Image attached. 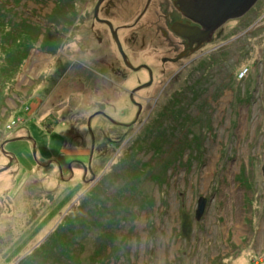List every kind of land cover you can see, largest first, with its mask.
<instances>
[{
	"label": "rangeland",
	"instance_id": "obj_1",
	"mask_svg": "<svg viewBox=\"0 0 264 264\" xmlns=\"http://www.w3.org/2000/svg\"><path fill=\"white\" fill-rule=\"evenodd\" d=\"M60 1L18 0L19 6L11 13L15 22L11 40L6 41L3 31L8 25L1 31L0 169L9 164L3 150L12 154V165L0 173V241L5 239L0 264H13L31 246L35 254L26 264L34 258L35 264H264V0L247 12L252 20L245 22L241 36L212 51L209 67L191 80L201 82L205 93L181 94L183 107L169 117L174 120L169 126L152 127L149 135L144 134L148 126L131 128L121 141V152H116L117 146L111 148L97 164L99 175L93 181L84 179L86 153L63 156V162L72 164V177L70 169L60 176L57 168L35 165L36 157L45 160L66 152L65 133L68 140L71 136L61 124L50 132L32 119L29 96L34 92L43 99L37 105L40 117L54 109L45 102L48 92L41 89L43 81L29 88L28 79L22 80L23 70L31 74L26 59L37 52L36 40L41 35L34 39L21 31L25 21L35 18L43 26L50 24L52 19L47 21L46 14L60 7ZM232 26L226 25L229 32L224 39L234 35ZM11 49L15 66L23 61L20 72L12 73V62L7 60ZM244 68L249 72L243 77ZM53 72L51 65L44 74ZM18 80H22L21 93H30L21 94L23 103L16 107L11 98ZM60 89L54 84L52 91ZM116 99L95 96L92 106L81 109L82 118L113 102L127 109L107 108L110 115L132 118V106ZM61 107L58 116L65 105ZM161 112L154 111L150 119ZM103 119L95 118L99 140L105 132L109 134ZM74 130L88 134L85 126ZM77 144L89 146L69 142ZM98 176L101 179L96 183ZM201 197L207 200L206 209L198 220ZM183 210L193 222L189 240L181 234ZM28 211L35 212L34 221L28 222ZM29 231L33 237L27 240ZM10 237H14L11 244ZM56 246L57 251L53 250Z\"/></svg>",
	"mask_w": 264,
	"mask_h": 264
},
{
	"label": "flooded vegetation",
	"instance_id": "obj_2",
	"mask_svg": "<svg viewBox=\"0 0 264 264\" xmlns=\"http://www.w3.org/2000/svg\"><path fill=\"white\" fill-rule=\"evenodd\" d=\"M180 1L77 0L73 7H53L46 14L47 21L54 20H50V24L44 23L43 26V22L32 19V23L35 22L41 28L39 37L42 35V39L36 40L37 52L33 56L29 54L26 59V70L31 74L25 75L23 70L22 80L28 79L29 88H34L43 81L41 89L48 92L45 102L54 112L40 117L37 105L43 99L35 92L33 96H29V110L32 119L45 126L48 131L52 132L54 127L61 124L71 136L68 140L65 133L66 152L45 160L36 157V166L57 168L60 176L70 169L72 177V164L63 162V156L66 153H86L88 160L82 164L84 179L96 180L99 175L97 164L108 157L111 148L117 146L116 152H121V141L126 140L131 128L148 126L149 128H144V134L149 135L153 132L152 127L169 126L174 122L169 117L182 107L179 99L181 94L205 93V89L201 90V82L196 84V81L191 80L201 74L199 71L209 67L207 61L211 59L212 51H217L241 36L245 22L252 20L251 16H247L251 10L245 16L231 19L211 31L209 25L187 15L181 9ZM228 24H233L230 30L234 35L226 40L224 38L229 32L226 28ZM57 28L59 30L55 32L54 29ZM22 63L23 61L18 62L19 72L23 69ZM51 65L54 72L51 76H46L44 72ZM22 80H18L16 92L11 95L16 107L23 103L21 94L25 96L30 93H21L23 85L20 88L18 86ZM54 84L61 86L58 92L52 91ZM98 95L116 96L118 103L121 99L124 100L125 104L132 106L134 116L124 119L110 115L107 108H120L122 111L127 109L113 102L112 106L103 105L83 119L81 109L93 104L94 97ZM106 102L111 103L109 98H106ZM64 105L58 116V107ZM154 111L162 112L155 119H150ZM170 111L171 115L168 116L167 112ZM97 116L103 117L109 127V134L105 132L102 140H99L94 129ZM77 126H85L88 134L80 135L75 132L74 128ZM71 140L89 143V146H70ZM34 149L36 150L35 141ZM4 155L8 159L9 155L12 156L9 152ZM1 197L0 194V200ZM89 210L92 209L87 208L88 212ZM28 215V222L35 220V212L28 211ZM29 233L30 231L27 240L33 237ZM74 235L75 232H72V236ZM13 239L14 237L9 238L10 244ZM3 243L4 238L1 239L0 246ZM34 251L35 247L31 246L18 258V263L17 259L13 264H26ZM27 264H31V261Z\"/></svg>",
	"mask_w": 264,
	"mask_h": 264
},
{
	"label": "water",
	"instance_id": "obj_3",
	"mask_svg": "<svg viewBox=\"0 0 264 264\" xmlns=\"http://www.w3.org/2000/svg\"><path fill=\"white\" fill-rule=\"evenodd\" d=\"M259 0H181V9L196 21L209 25L211 31L224 25L227 21L240 18L249 12ZM42 39V35L41 38ZM4 143L1 147L3 148ZM3 153L6 154L3 150ZM36 157V150L34 149ZM12 165V156L9 155V164L0 169L7 170ZM206 198L201 197L198 201L196 219H200L206 209ZM193 230V222L189 213H182V237L189 240Z\"/></svg>",
	"mask_w": 264,
	"mask_h": 264
},
{
	"label": "trees",
	"instance_id": "obj_4",
	"mask_svg": "<svg viewBox=\"0 0 264 264\" xmlns=\"http://www.w3.org/2000/svg\"><path fill=\"white\" fill-rule=\"evenodd\" d=\"M34 1H38V0H34ZM63 1H64V3H63ZM39 2H42V0H39ZM76 2H77V0H69V3H67V0H61L60 1V7L61 6H75L76 5ZM19 3L20 2H18V0L17 1H15V0H0V36H1V31H2V27H4L5 25L7 26V28L5 29V30H3V31H6V33H5V35H7L6 37H5V39H6V41L8 42V41H10L11 40V38H12V36H13V30H14V25H15V22H13V20L11 19V13L13 12V10H14V8H15V6L17 7V6H19ZM56 7H59V6H56ZM52 21H54V20H52ZM23 25L25 26V29H23L21 32H23V34H25V33H27V32H29V33H31L32 34V36H33V38L34 39H37L38 38V35H39V29L37 28V24L36 23H32V22H28V21H25L24 23H23ZM20 32V34H22ZM17 34V33H16ZM27 36V35H26ZM26 39V38H25ZM28 40H30V39H28ZM27 40H25V42H26ZM35 41V40H34ZM23 48H25V49H27V45L26 44H24L23 46H22ZM9 56H8V61H11L12 62V64H11V70H12V73L13 72H15L16 71V69H17V67L15 66V62L13 61V57H12V49L11 50H9ZM17 53H18V50L16 49V47H15V59H16V55H17ZM10 70V71H11ZM205 88H203L202 89V91L204 90ZM191 94H195V93H191ZM190 99V97L186 100V101H188ZM180 103H181V105H182V107H183V101H180ZM181 107V108H182ZM180 108V109H181ZM177 111H179V110H177ZM175 113V112H174ZM50 128V127H49ZM166 129V128H165ZM164 129V130H165ZM164 130L162 131V132H160V138L161 137H163L164 135H163V132H164ZM154 135H156V133H154L153 134V137H154ZM158 149H160V150H162L161 148H158ZM156 151H157V149H155ZM138 161V160H137ZM133 169H134V167H133ZM119 169H118V167L115 169V171H118ZM109 178H113V176H108ZM76 228V227H75ZM75 230V229H74ZM50 239L51 238H48V242L47 243H49V241H50ZM40 246H43V244H41ZM59 246V245H58ZM55 248H56V251H57V246L56 247H54L53 248V250H55ZM44 252V251H43ZM34 254H35V251H34ZM43 255H41V257H42ZM42 260V259H41ZM31 264H35V258H34V260L31 262Z\"/></svg>",
	"mask_w": 264,
	"mask_h": 264
},
{
	"label": "built area",
	"instance_id": "obj_5",
	"mask_svg": "<svg viewBox=\"0 0 264 264\" xmlns=\"http://www.w3.org/2000/svg\"><path fill=\"white\" fill-rule=\"evenodd\" d=\"M249 72V69L248 68H244L243 70H241V76H246Z\"/></svg>",
	"mask_w": 264,
	"mask_h": 264
}]
</instances>
